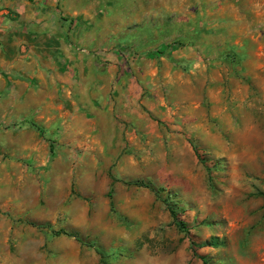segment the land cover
I'll use <instances>...</instances> for the list:
<instances>
[{
	"label": "rangeland",
	"instance_id": "1",
	"mask_svg": "<svg viewBox=\"0 0 264 264\" xmlns=\"http://www.w3.org/2000/svg\"><path fill=\"white\" fill-rule=\"evenodd\" d=\"M88 1L0 69V264H264V0Z\"/></svg>",
	"mask_w": 264,
	"mask_h": 264
},
{
	"label": "crops",
	"instance_id": "2",
	"mask_svg": "<svg viewBox=\"0 0 264 264\" xmlns=\"http://www.w3.org/2000/svg\"><path fill=\"white\" fill-rule=\"evenodd\" d=\"M88 0H1L0 2V69L10 67L14 75L22 76L24 71L20 68H14L7 62V57L12 52H22L23 48H29L21 40L26 37L28 41H33L30 44V48L34 51L44 49L47 53H55L62 47H65L64 40H60L65 37L66 33H74L76 29V23L81 20H85V14L89 17L96 14L97 1L88 5ZM89 6V7H88ZM13 16L15 21L12 25L8 24L10 17ZM71 23V24H70ZM13 27V28H12ZM69 31V32H68ZM41 39H44L43 41ZM46 39V40H45ZM48 39V40H47ZM56 39V42H52ZM16 41V42H15ZM49 44L48 49L42 48L41 43ZM46 47V46H45ZM74 47V46H72ZM21 49V50H19ZM65 50V48L63 49ZM28 53H34L32 50H26ZM8 55V56H7ZM68 68L72 71V78L68 79V72L65 70V66L57 63L51 64L46 67V71L49 72L47 77L39 79L41 71L37 65H33L28 69V79L32 83V86H36L38 91L41 87H49L50 90H57V87L79 86V75L81 71L80 64H71ZM12 84V91H9L7 95L11 99H16L20 96V92H27L28 84L17 80H9ZM9 84H7L8 90ZM20 87V89H19ZM32 93L34 91H31ZM52 92V91H50ZM15 93L14 95H12ZM11 101V100H10ZM71 105V102H70Z\"/></svg>",
	"mask_w": 264,
	"mask_h": 264
},
{
	"label": "trees",
	"instance_id": "3",
	"mask_svg": "<svg viewBox=\"0 0 264 264\" xmlns=\"http://www.w3.org/2000/svg\"><path fill=\"white\" fill-rule=\"evenodd\" d=\"M37 130L40 131L39 128H37ZM192 150H193V152L195 153V156H197V151H196V149H195L194 147H192ZM135 185L138 186V187L148 188V186H147L146 184H142V183H135ZM155 194H156V192H155ZM166 208H167V210H168V212H169V215H170V218H171V220H172V223L177 227V229H178L179 231H181V232H183L185 235L189 236V235H188V232H187V230H186L185 225L182 223V221L178 220V218L176 217L177 215H176L175 212L172 210V208H171L169 205H166ZM61 233H62V232H57V233H55V235H58V234H61ZM64 235L71 236V235H69V234H64ZM91 247H92V246H91ZM94 252L99 256L100 263H101V264H105V262H104L103 259H102V257H103V253H102L99 249H97V248L94 249ZM192 253H193V256H197V257L200 259V261H201L202 264H207L203 256H201V255H199V256L196 255V253H195L194 250H192Z\"/></svg>",
	"mask_w": 264,
	"mask_h": 264
}]
</instances>
